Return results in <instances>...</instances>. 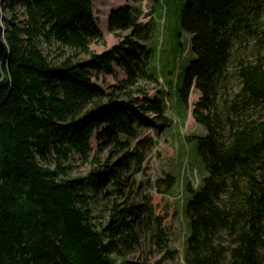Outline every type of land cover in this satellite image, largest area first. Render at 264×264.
I'll return each instance as SVG.
<instances>
[{
    "label": "trees",
    "instance_id": "obj_1",
    "mask_svg": "<svg viewBox=\"0 0 264 264\" xmlns=\"http://www.w3.org/2000/svg\"><path fill=\"white\" fill-rule=\"evenodd\" d=\"M5 2L12 17L4 23L0 83V264H152L127 259L140 245L138 232L151 229L152 208L120 209L109 199L120 194L125 173L143 170L154 146L143 140L131 150L130 142L142 129L168 127L165 92L152 102L130 92L140 78L158 79L150 48L155 23L138 24L129 6L115 11L110 29L130 30L140 42L127 37L96 55L91 46L102 36L93 0ZM181 25L194 59L175 94L185 107L193 86L200 94L193 117L205 134L193 140L207 173L198 188L186 186L183 264H264V0H185ZM251 32V55L237 54ZM53 46L75 55L58 63ZM113 65L127 78L107 97L93 78L112 74ZM117 92L128 100L119 102ZM102 126L125 156L103 168L95 160L88 176L72 178L70 162L90 161L91 138ZM106 178L113 183L104 190ZM166 181L171 189L175 179ZM98 190L112 206L103 225L93 222ZM156 222L153 237L164 256L153 264H178Z\"/></svg>",
    "mask_w": 264,
    "mask_h": 264
},
{
    "label": "rangeland",
    "instance_id": "obj_2",
    "mask_svg": "<svg viewBox=\"0 0 264 264\" xmlns=\"http://www.w3.org/2000/svg\"><path fill=\"white\" fill-rule=\"evenodd\" d=\"M8 2L0 1V25L11 19L10 11L7 9ZM185 0H93L92 12L101 33V39L91 46L92 53L102 55L109 53L123 44L125 38L135 39L131 31L111 30L110 22L112 14L126 6L134 10L138 24H152L154 27V38L150 46L154 53V65L158 79L140 78L136 87L131 89L133 98L143 101H155L161 98L162 92L166 93L167 105L166 118L168 127L157 130L155 128L142 129L131 143V150L136 144L143 140H152L154 146L147 155L146 163L140 173L134 169L124 174L123 187L119 195L111 196L110 201L117 203L120 209L131 207V205L152 208L153 219L151 229L139 233L137 250L127 256L134 263H154L163 258L164 249H160L153 237L156 221H160L162 228L169 238V245L178 253V264H183L185 242L189 236L188 218L186 215L187 205L191 195L186 192L187 184L198 188L203 184L207 173L204 163L198 153L197 141L193 137L204 135L202 127L197 125L193 112L195 105L200 100V94L193 86L190 93L188 107L177 102L175 90L181 86L187 66L193 61L194 55L190 49V36L183 30L181 15ZM20 15L21 8H17ZM140 42V41H139ZM144 44V43H143ZM146 45V44H144ZM254 40L252 32L248 41L243 44L245 53L239 51L237 54L250 56ZM45 53H49L46 49ZM51 59L61 62L64 57L75 55L68 49L57 51V46L51 50ZM62 53V55H60ZM76 60L85 62L88 56L77 54ZM113 73H100L93 78V84L99 88L107 97L113 96L119 87V82L126 80L125 72L113 65ZM170 93V95H169ZM118 101L126 102V92H117ZM149 121L161 126L159 119L153 113L147 115ZM105 126L97 129L91 138V159L83 163L78 156L70 162L73 166L72 178L85 177L95 168L94 161L98 160L103 167L112 165L125 156V153L115 148L114 144L105 140ZM108 163V164H107ZM105 169L104 171H106ZM171 175L175 182L171 189L167 190V178ZM104 190L113 183L111 178H106ZM100 190L97 192V203L93 210V222L103 225L108 221L111 205ZM102 202H100V200ZM129 220V217L125 219Z\"/></svg>",
    "mask_w": 264,
    "mask_h": 264
},
{
    "label": "water",
    "instance_id": "obj_3",
    "mask_svg": "<svg viewBox=\"0 0 264 264\" xmlns=\"http://www.w3.org/2000/svg\"><path fill=\"white\" fill-rule=\"evenodd\" d=\"M4 2L5 0H0ZM8 47L5 40V27L4 24L0 25V83L3 81V64L7 57Z\"/></svg>",
    "mask_w": 264,
    "mask_h": 264
}]
</instances>
